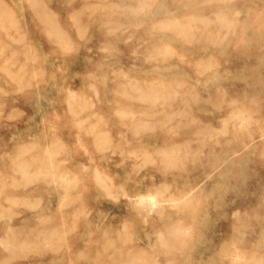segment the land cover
<instances>
[{"label":"clouds","instance_id":"obj_1","mask_svg":"<svg viewBox=\"0 0 264 264\" xmlns=\"http://www.w3.org/2000/svg\"><path fill=\"white\" fill-rule=\"evenodd\" d=\"M0 264H264V0H0Z\"/></svg>","mask_w":264,"mask_h":264}]
</instances>
